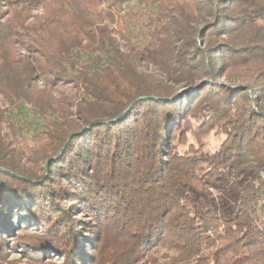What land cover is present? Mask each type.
I'll use <instances>...</instances> for the list:
<instances>
[{"label": "trees", "instance_id": "16d2710c", "mask_svg": "<svg viewBox=\"0 0 264 264\" xmlns=\"http://www.w3.org/2000/svg\"><path fill=\"white\" fill-rule=\"evenodd\" d=\"M128 1L0 0V94L40 118L0 110V264L17 214L39 264H264V0H156L141 48ZM38 79L73 84L70 117L46 118Z\"/></svg>", "mask_w": 264, "mask_h": 264}, {"label": "rangeland", "instance_id": "374dc122", "mask_svg": "<svg viewBox=\"0 0 264 264\" xmlns=\"http://www.w3.org/2000/svg\"><path fill=\"white\" fill-rule=\"evenodd\" d=\"M5 4L0 3V15H2L1 11H5V17H11V12L9 11V8H6ZM51 8L50 3H42L41 6L38 8V10L32 11L30 13L29 20H32V17L35 15H46ZM149 10L155 11L156 10V0H129L126 4L121 6L116 10V16L118 19V22L122 25V28L124 29V33L127 37L130 38V41L133 45L141 48L146 43H148L149 38L145 32V30H137L135 32H130L131 29H133V25L136 22L141 21L143 19V13H147ZM9 11V12H8ZM8 12V13H7ZM7 13V14H6ZM13 14V13H12ZM16 14V13H14ZM24 15V14H17ZM122 16L121 18H119ZM28 20V21H29ZM27 22V20H26ZM222 40H225L226 37H222ZM207 43V40L205 39L203 41L202 46H204ZM12 45V44H11ZM14 47L17 45H13ZM16 48H19L18 46ZM28 54V52H27ZM16 65V64H14ZM19 71H21V65L17 66ZM231 76L229 78H226V76L221 75L219 76V80L224 85L230 86H239V85H246L248 82H250V75L243 72H235L231 70ZM178 89H181V86L178 87ZM31 90H33L36 94V96L42 101L43 105L41 110H43L44 115L47 119L51 120H58L61 121L63 117H70L71 113L74 111V102L76 98L78 97V93L75 91V88L73 87L72 83L67 84H60V85H49L45 84L44 81L41 79L35 80V82H32ZM0 110L2 111L3 116H11V114L22 117L25 120H22V128L27 126V121H31L35 123L38 119L37 114L34 112H37V103L34 102H25L20 100L19 102H16L15 104H10L7 100H5L2 95L0 94ZM34 110V112H33ZM39 110V109H38ZM19 111V113H18ZM38 114H41L40 112ZM17 117V118H18ZM15 118V117H14ZM24 121V122H23ZM25 129V128H24ZM0 137L5 142H13V135L11 130L9 129L6 119H0ZM221 138H219L217 135H215L213 132H209L205 136H203V142H202V149L206 152H212L216 149V147L219 146ZM33 162V163H31ZM31 162L27 163L30 166H36L34 169L37 171V167H40L41 163H37L36 160H32ZM239 180H245L246 182H252L251 178L248 174L245 172H242L239 175ZM211 196L215 197V193L213 191H210ZM206 205H210V203H207ZM20 214H17V218H20ZM17 218H13L14 221H11V225L13 226L11 229V232L8 233L5 237L8 240L9 246L5 252L2 254L3 261L5 264H39L37 263L36 257L28 255L27 251H22L20 249V244H18L21 241L27 240L30 236H34L35 234H32V232H35L37 230H32L29 227L25 226H18L14 225L15 220ZM36 236V235H35ZM13 248H10L11 246H14ZM32 257V258H29ZM53 255V259L49 260L48 262H45L44 264H58V260L56 259V255L53 253L50 254V256Z\"/></svg>", "mask_w": 264, "mask_h": 264}, {"label": "water", "instance_id": "95a60500", "mask_svg": "<svg viewBox=\"0 0 264 264\" xmlns=\"http://www.w3.org/2000/svg\"><path fill=\"white\" fill-rule=\"evenodd\" d=\"M146 97V96H145Z\"/></svg>", "mask_w": 264, "mask_h": 264}]
</instances>
